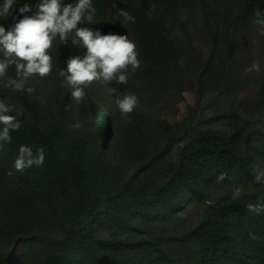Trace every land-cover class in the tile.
Returning a JSON list of instances; mask_svg holds the SVG:
<instances>
[{
    "label": "rangeland",
    "instance_id": "rangeland-1",
    "mask_svg": "<svg viewBox=\"0 0 264 264\" xmlns=\"http://www.w3.org/2000/svg\"><path fill=\"white\" fill-rule=\"evenodd\" d=\"M146 1L92 0L96 10L93 20L88 22L85 18L77 25L98 30L102 35H128L135 42L141 66L135 72L129 68L128 84L94 82L85 88L84 99L75 101L64 78L63 59L70 51L57 38L49 49L53 57L51 74L31 77L25 87L34 91L28 93L6 86L7 77H12L7 70V77L0 78V99L14 111L23 112L19 117L21 125L35 122L45 128L58 123L85 132L110 163L117 182L133 179L143 191L153 190L169 179L177 167L180 148L194 129L244 133L246 144L258 158L254 165L256 175L264 173V34L255 23L257 17L236 27L237 35L230 41L213 33L212 24L221 14V9H217L221 0H176L177 7L169 13L168 29L157 45L146 51L138 17ZM233 1L229 0V6ZM236 1L238 8H245L251 0ZM3 2L0 0V4ZM76 2L64 0L66 4ZM38 3L16 0L10 14L0 16V25L9 29L17 22L16 18H22L20 7L29 4L32 12L26 14L32 15ZM121 10L135 17V22L125 23L119 15ZM74 32L71 36L76 39ZM76 47V56L83 58L86 49L78 41ZM254 62H259L260 71L247 72ZM109 88L138 96L140 103L127 119H122ZM26 99L37 107L36 113L28 108ZM91 100L107 110L110 118L111 137L106 148L100 144ZM77 123L81 125L79 128L74 127ZM10 170L13 175H8ZM250 185L244 175L219 183L176 217L141 237L156 242L165 251L169 264H191L197 246L185 237L187 233L201 222L208 207L238 198ZM30 228L59 238L65 232L22 174L0 159V250L40 256L45 250L42 243L18 238L20 232Z\"/></svg>",
    "mask_w": 264,
    "mask_h": 264
},
{
    "label": "trees",
    "instance_id": "trees-1",
    "mask_svg": "<svg viewBox=\"0 0 264 264\" xmlns=\"http://www.w3.org/2000/svg\"><path fill=\"white\" fill-rule=\"evenodd\" d=\"M235 2L230 6L229 0L218 3L221 14L212 24L215 37L225 36L231 41L237 35L236 27L257 12L264 16V0H251L245 6L248 10L238 8ZM177 5L176 0L143 2L138 17L146 51H151L166 32L171 22L169 13ZM72 39L70 35V53L63 59L66 70L68 59L77 55ZM8 71L15 77L14 67ZM25 103L33 113L37 112L30 100ZM91 106L100 144L106 148L111 137L109 115L94 100ZM11 137V143L0 142V159L13 166L21 145L34 152L44 148L43 166L20 173L65 232L59 238L43 230H24L18 238L37 239L45 246L44 252L37 256L0 250V264H169L165 251L141 236L176 217L211 187L237 175L251 181L249 189L221 206L208 207L201 222L185 236L197 246L191 264H264V213L247 210L248 204H264V177L261 182L255 180L258 158L246 144L244 133L194 129L187 134L169 179L146 191L140 190L133 179L117 182L110 163L80 130L58 123L44 128L31 122L12 131ZM221 174H226L222 181L218 180Z\"/></svg>",
    "mask_w": 264,
    "mask_h": 264
},
{
    "label": "clouds",
    "instance_id": "clouds-1",
    "mask_svg": "<svg viewBox=\"0 0 264 264\" xmlns=\"http://www.w3.org/2000/svg\"><path fill=\"white\" fill-rule=\"evenodd\" d=\"M15 3L16 0H4L3 4H0V16L9 15ZM35 7L36 11L27 15L26 13L32 12V8L29 4H24L19 8L22 18H16L17 22L13 26L6 30L0 25V78L7 77L10 67L15 68V77H7V87L32 93L33 88L25 87L27 81L33 76L44 78L51 74L53 57L49 49L57 38L60 44L67 45L73 30L76 39H72V42L78 41L86 49L83 58L76 56L67 61L66 86L75 101H82L85 88L94 82L103 81L107 85L112 81L121 85L128 84L129 68L132 72L140 68L137 45L128 35H102L98 30L77 27L85 18L88 22L93 20L96 10L92 0H77L75 5L66 4L64 0H39ZM151 14L149 12V17ZM119 15L124 18L125 23L135 22V17L130 16L127 11L121 10ZM255 15V23L264 34V18H261L260 12ZM180 63L183 64L184 61L181 60ZM246 71L259 72V62H254ZM109 91L115 97V104L122 119H127L140 103L138 96L127 92L119 93L116 88H109ZM22 115L23 112L14 111L4 99H0V142L11 143V132L20 129L22 122L19 117ZM80 126L79 123L74 125L76 128ZM44 161V148H38L34 152L31 147L21 145L14 168L23 172L33 166H43ZM13 174L11 170L8 172V175ZM262 177L264 173H258L255 180L261 182ZM225 178L226 174H221L218 180ZM235 195H239V189L235 190ZM247 210L259 215L264 213V204H248Z\"/></svg>",
    "mask_w": 264,
    "mask_h": 264
}]
</instances>
